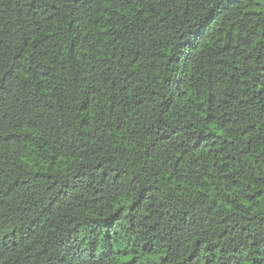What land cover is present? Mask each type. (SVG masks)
Listing matches in <instances>:
<instances>
[{"label": "trees", "instance_id": "16d2710c", "mask_svg": "<svg viewBox=\"0 0 264 264\" xmlns=\"http://www.w3.org/2000/svg\"><path fill=\"white\" fill-rule=\"evenodd\" d=\"M0 264H264V0H0Z\"/></svg>", "mask_w": 264, "mask_h": 264}]
</instances>
